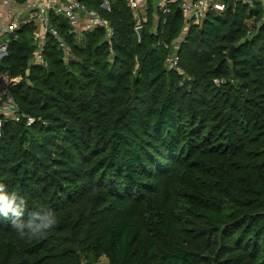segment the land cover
<instances>
[{
	"label": "trees",
	"instance_id": "16d2710c",
	"mask_svg": "<svg viewBox=\"0 0 264 264\" xmlns=\"http://www.w3.org/2000/svg\"><path fill=\"white\" fill-rule=\"evenodd\" d=\"M81 1L107 20L109 41L99 29L79 46L52 17L69 61L49 38L48 66L31 64L30 25L3 60L21 77L10 88L20 113L36 120H6L0 183L24 199V218L47 210L57 223L22 237L0 216V264H264L260 6L209 14L167 71L157 44L177 37L178 14L139 39L124 1Z\"/></svg>",
	"mask_w": 264,
	"mask_h": 264
},
{
	"label": "built area",
	"instance_id": "2783aa9c",
	"mask_svg": "<svg viewBox=\"0 0 264 264\" xmlns=\"http://www.w3.org/2000/svg\"><path fill=\"white\" fill-rule=\"evenodd\" d=\"M0 0V60L8 55V46L11 40L18 38L19 32L25 25L32 29L34 52L31 64L47 67L44 58L47 40L52 38L62 52L65 62L72 58V50L64 36L59 32L52 17L62 16L69 32L75 37V44L79 45L83 36L95 30L105 31V40L109 41L113 31L107 20L96 10L90 9L81 0ZM109 1L103 0L101 8L108 9ZM124 1L131 11L134 20V32L137 28H144L149 24V33L158 35L163 33V28L169 16L179 8L178 15L182 19V28L177 37L170 43H159L167 55L164 68L167 71H179V49L191 27H200L209 14H221L227 9L226 0H120ZM234 3L245 5L248 9L260 6L262 16L257 27L264 26V0H234ZM59 19V18H58ZM137 35V33H136ZM249 35V34H248ZM82 44V43H81ZM21 77H11L8 72L0 68V136L3 121L11 119L13 122L25 121L29 127L35 122L32 116L22 115L10 88L18 83ZM219 85L223 80H213ZM83 264H86L83 261ZM95 264H106L105 259H100Z\"/></svg>",
	"mask_w": 264,
	"mask_h": 264
},
{
	"label": "clouds",
	"instance_id": "9594fccd",
	"mask_svg": "<svg viewBox=\"0 0 264 264\" xmlns=\"http://www.w3.org/2000/svg\"><path fill=\"white\" fill-rule=\"evenodd\" d=\"M25 201L22 197L6 191V185L0 183V216L9 217L12 227L24 237H34L50 230L57 219L49 211H31L25 217Z\"/></svg>",
	"mask_w": 264,
	"mask_h": 264
},
{
	"label": "water",
	"instance_id": "95a60500",
	"mask_svg": "<svg viewBox=\"0 0 264 264\" xmlns=\"http://www.w3.org/2000/svg\"><path fill=\"white\" fill-rule=\"evenodd\" d=\"M227 1V10H230L232 8H234L235 6V3H234V0H226ZM179 13V8H176V10L174 11V15H177ZM59 20L62 22V23H65L64 19L62 18V16H58ZM136 33H137V36L139 39L142 38V33H143V29L140 27V28H137L136 29ZM234 46H232L229 50V55H230V58H231V55L233 53V50H234ZM0 68H4V64L2 62V60H0ZM27 75L29 73V70L26 71ZM6 124V121H3V126Z\"/></svg>",
	"mask_w": 264,
	"mask_h": 264
},
{
	"label": "crops",
	"instance_id": "0c3cea01",
	"mask_svg": "<svg viewBox=\"0 0 264 264\" xmlns=\"http://www.w3.org/2000/svg\"><path fill=\"white\" fill-rule=\"evenodd\" d=\"M23 2H24V0H20L19 1V4H23ZM85 36H86V34L83 36V40H84ZM83 40H82V42H80L79 46H82L83 45V42H84Z\"/></svg>",
	"mask_w": 264,
	"mask_h": 264
}]
</instances>
